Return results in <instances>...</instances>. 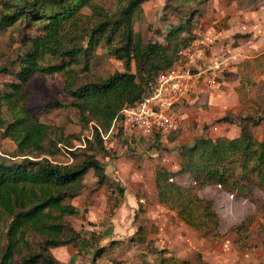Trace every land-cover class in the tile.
Segmentation results:
<instances>
[{"label": "trees", "instance_id": "1", "mask_svg": "<svg viewBox=\"0 0 264 264\" xmlns=\"http://www.w3.org/2000/svg\"><path fill=\"white\" fill-rule=\"evenodd\" d=\"M149 1L118 0L114 9H106L97 0L0 1V33L20 28L15 37L19 45L16 57L3 58L0 67V138L16 146L12 155L0 157V264H63L52 249L98 246L97 234L86 232L90 236L86 237L70 223L69 218L81 215V209L72 202L86 189L84 181L90 171L98 181L97 188H112L100 159L112 153L105 137L115 122L122 121L127 105L141 101L162 74L185 65L196 41L194 21L205 14L213 0H167L162 21L170 24V30L164 35L157 31L162 42H146L135 30V19ZM226 3L242 7L245 0ZM100 46L123 63L124 72L91 74ZM57 77L64 79L62 95L44 100V114L74 109L82 132L92 125L91 138L83 141L82 134L65 137L31 109V86L37 80L47 82ZM249 120L240 118L237 138L202 136L183 146L177 172L163 167L156 171L159 203L203 238L217 239L222 225L214 201L200 195L203 188L218 185L250 201L264 191V140L254 137ZM224 121L233 122L223 118L215 123ZM114 135L122 137L121 133ZM152 138L158 142L163 136ZM76 141L83 143L78 147ZM65 153L72 160L80 156L82 160L58 162L56 159ZM182 177L192 184L183 185L179 182ZM118 192L124 194V189ZM258 219L257 236L264 245V216ZM258 219L248 217L234 227L235 244L241 250L251 247L252 229ZM142 231L139 227L137 233ZM109 251L110 247L96 248V260ZM154 264L208 263L201 256L195 263L167 258L162 251Z\"/></svg>", "mask_w": 264, "mask_h": 264}, {"label": "rangeland", "instance_id": "2", "mask_svg": "<svg viewBox=\"0 0 264 264\" xmlns=\"http://www.w3.org/2000/svg\"><path fill=\"white\" fill-rule=\"evenodd\" d=\"M117 1L97 0L106 9H114ZM166 1L144 3L142 13L135 19V30L146 42L151 39L162 42L157 31L164 35L170 30V24L162 21ZM85 14L90 15L91 11L85 10ZM194 27L196 41L190 51L201 54L202 78L189 98L180 104V129L158 142L152 137H117L115 133L106 138L112 153L100 159L112 188H97L98 181L90 171L84 181L86 189L72 202L81 209V215L69 218L77 231L97 234L98 246L69 245L52 249L61 263L154 264L163 251L167 258L194 263L201 256L208 264H264V245L257 236L258 218L264 216V191H259L257 200L250 201L227 193L218 185L201 190L200 195L214 201L222 218L217 239L203 238L158 201L157 169L163 167L177 172L181 148L192 145L196 138H237L241 133L240 118H251L248 122L254 137L264 140V0H245L242 7L229 6L226 0H213L205 14L195 19ZM19 29L17 26L0 33V67L3 58L16 57L19 45L15 37ZM124 71L121 61L109 55L103 46L98 48L91 66L92 75L108 76ZM63 87L61 77L47 82L37 80L30 88L31 109L42 122L58 129L65 137L82 134L83 141L91 138L92 125L82 132L74 109L44 114V100L61 96ZM223 118H231L233 122L215 123ZM83 141H76L75 145L79 147ZM15 148L12 141L0 138V157L7 158ZM56 160L76 163L82 157L72 160L65 153ZM179 182L185 186L192 184L187 177L179 178ZM119 188L124 189V194L118 192ZM252 216L258 220L252 229L251 247L241 250L235 244L234 227ZM139 227L144 229L140 234ZM85 236L90 237L87 233ZM135 238L144 241H134ZM109 247L110 251L96 260V248Z\"/></svg>", "mask_w": 264, "mask_h": 264}, {"label": "built area", "instance_id": "3", "mask_svg": "<svg viewBox=\"0 0 264 264\" xmlns=\"http://www.w3.org/2000/svg\"><path fill=\"white\" fill-rule=\"evenodd\" d=\"M201 60L198 51H189L185 65H176L162 74L151 92L122 110V121L114 123L109 135L121 133L126 137L147 138L157 134L167 137L177 132L182 122L180 104L189 98L202 78Z\"/></svg>", "mask_w": 264, "mask_h": 264}, {"label": "crops", "instance_id": "4", "mask_svg": "<svg viewBox=\"0 0 264 264\" xmlns=\"http://www.w3.org/2000/svg\"><path fill=\"white\" fill-rule=\"evenodd\" d=\"M134 204H136V201H135V203H134ZM134 204H133V205H134Z\"/></svg>", "mask_w": 264, "mask_h": 264}]
</instances>
